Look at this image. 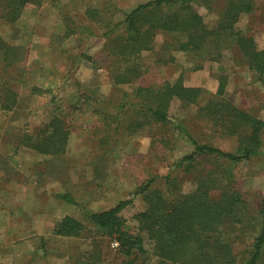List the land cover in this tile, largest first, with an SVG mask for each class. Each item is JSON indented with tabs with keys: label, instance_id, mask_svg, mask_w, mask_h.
Instances as JSON below:
<instances>
[{
	"label": "rangeland",
	"instance_id": "374dc122",
	"mask_svg": "<svg viewBox=\"0 0 264 264\" xmlns=\"http://www.w3.org/2000/svg\"><path fill=\"white\" fill-rule=\"evenodd\" d=\"M149 1L0 0V40L18 49L11 56L15 65L6 67L0 59V70L4 71L0 73V182L8 180L6 177L10 180L8 203L12 214L6 230L0 232V239L9 241L8 260L3 264H74L72 252L93 256L99 241L102 246L98 264H158L152 254L153 246L134 219L147 207L144 197L135 198L122 215L127 220L126 231L145 240L147 262L146 256L123 259L108 246L107 236L94 231L85 214L109 210L129 200L152 179L151 190L169 198L166 177L182 196L205 188L212 200L239 197L240 202L234 206L235 217L224 219L221 229L236 255L235 264H244L249 257L259 232V210L264 198V143L258 157L242 161L230 173L229 164L214 156L198 157L195 166L188 170L184 166L175 168L178 160L195 150L194 146L174 126L156 122L132 108L120 113L117 107L125 94L129 95L126 100L146 102L148 94L138 96L139 89L161 91L178 81L187 88H201L203 95L198 105L174 98L168 114L185 124L199 143L236 153L241 147L238 138L230 136L224 124L213 116H202L205 112L201 109L219 99L218 88L225 81V98L264 121V87L254 82L233 45L236 36L231 35V30L221 34L218 42L212 35L201 56L169 50L168 34L160 32L153 50H144L132 58L145 68L142 75L128 73L134 78L131 83L115 84L116 77L127 73L131 55L114 53V48L124 45V27H113L138 5ZM196 2L193 7L202 17L203 27L214 34L212 31L223 22L228 0ZM249 3L252 12L240 15L234 32L254 38L258 49L264 50V0ZM90 10L104 14L103 24L90 21ZM14 11L19 14L16 21L8 15ZM87 25L90 31L84 29ZM66 31L68 37H55ZM110 31L117 42L109 43L105 38ZM107 42L110 56L105 51ZM41 48L48 52L44 54ZM4 83L19 97L14 111L1 109L5 104L6 93L1 88ZM34 89L41 92L34 94ZM49 114L63 119L70 131L66 154L54 157L37 155L29 148L16 149L25 129L39 128ZM18 152L20 165L11 166L17 169L12 175L7 168L16 164ZM38 185V192H33ZM201 185L204 187L199 188ZM68 193L77 205L57 198ZM66 216L89 224L90 231L80 238L55 236V226ZM241 219L242 225L238 223ZM41 239L47 245L45 250Z\"/></svg>",
	"mask_w": 264,
	"mask_h": 264
},
{
	"label": "trees",
	"instance_id": "16d2710c",
	"mask_svg": "<svg viewBox=\"0 0 264 264\" xmlns=\"http://www.w3.org/2000/svg\"><path fill=\"white\" fill-rule=\"evenodd\" d=\"M196 1L151 0L138 5L126 15L124 21L114 25L113 29L124 27V36L121 37L124 45L119 49L114 48V53H119L121 56L131 55L127 73L116 77L115 84L131 83L134 78L129 77L128 73L135 77L142 75L145 68L141 66V63L132 61V58L144 50H153L155 37L160 32L168 34L169 40L166 47L168 46L169 50L191 52L201 56L204 53V44L212 35H215L214 41L218 42L222 35L231 30V35L236 36L233 45L239 50L247 64L254 82L264 87V50L258 49L254 38L242 36L240 31L234 32V26L240 15L252 12L253 7L249 3L250 0H228L223 22L218 25L217 30L212 31L214 34L203 27L202 17L193 7V4L197 3ZM24 2L22 4L25 5ZM11 10L15 9L11 8ZM89 12H93L89 18L92 23L103 24L104 14L94 10ZM14 13H8V15L13 21H16L19 14L16 11ZM106 26L108 27V25ZM90 28L89 25L84 27L87 31H90ZM70 35L72 36L71 32ZM104 36L109 43L117 42L111 31ZM177 38L178 40H176ZM182 38L187 40L183 41ZM108 42L105 51L110 56L112 52ZM16 49L0 40V52L6 67L15 63L12 62L11 56H14V53L16 55ZM125 60L127 63L128 59ZM6 83L1 85L6 93L3 97L5 104L1 109L14 111L19 97L8 88ZM225 86V81H221L217 92L219 99L213 100L207 107L202 108L201 112H205L202 115L204 117L213 116L218 123L222 122L223 128L228 131V134L238 138L241 147L236 153H227L199 143L185 124L168 114L170 102L174 98L191 105H198L203 95L201 88H187L182 85L181 81H178L174 85H167L161 91L139 89L136 91L138 96L142 93L148 94L145 99L147 103L126 100L129 95L125 94L117 109L122 113L128 108H132L144 112L156 122L172 125L183 135L184 139L194 146L195 150L178 160L175 163V168L184 166L188 170L195 166L198 157L214 156L229 164V169L226 171L230 173L237 164L252 160L261 154L264 143V121L242 111L228 101L225 98ZM36 91L41 92L40 89H34L33 93L35 94ZM27 128L23 137L18 140V148L26 147L46 156L59 157L66 154L70 131L59 116L49 114L47 122L41 124L39 128ZM166 180L168 185L166 194H171L169 198L161 192L151 190L154 184L152 179L139 187L129 200L122 201L109 210L87 211L85 217L95 232L107 236L108 246L116 250L123 259H137L146 256L145 262H147L149 259L145 240L141 236L126 231L127 220L122 215L124 210L132 205L135 198L144 197L147 207L134 219L140 223L139 231L146 233L153 246L152 254L158 259V264H235L236 255L232 246L223 238L225 235L221 226L224 219L235 217L234 206L240 202L239 197L235 200H230V197L221 201L212 200L210 192H206L205 188L198 189L190 196H182L180 190L174 191L170 184V177H166ZM226 181H232V178H227ZM203 187L201 185L199 188ZM57 198L70 205H77L69 193L58 195ZM258 218L259 232L254 238L249 257L244 264H262L264 259V198L261 200ZM238 223L242 225L244 221L241 219ZM89 227V224L66 216L55 226L53 234L60 238H80L90 231ZM41 243L45 250L47 246L45 240L41 239ZM113 243H118V247L113 248ZM101 246V241L95 244L96 254L93 256L72 252L71 260L74 264H98L101 261L98 257L101 256L99 255Z\"/></svg>",
	"mask_w": 264,
	"mask_h": 264
},
{
	"label": "crops",
	"instance_id": "0c3cea01",
	"mask_svg": "<svg viewBox=\"0 0 264 264\" xmlns=\"http://www.w3.org/2000/svg\"><path fill=\"white\" fill-rule=\"evenodd\" d=\"M62 36H64L65 38L66 37H68V34H67V31L65 32V34H63V32L62 33H60L58 36H55V37H62ZM71 37V36H70ZM67 41H65V43H66ZM33 44H35V43H33ZM34 47H35V45H33V47H32V51H34ZM37 48H39V47H37ZM41 51H43L44 52V54H46L48 51H44V49L43 48H41L40 49ZM46 52V53H45ZM0 59H2L3 60V57H2V55L0 56ZM4 62V61H3ZM1 63V62H0ZM17 63V62H16ZM15 63V64H16ZM14 64V65H15ZM1 68V67H0ZM0 73H4V71H2V70H0ZM18 145H19V143H17V145H16V149L18 148ZM10 146V144H6V147H9ZM5 147V148H6ZM11 147L12 148H14V145H11ZM1 149V148H0ZM18 149H20V151L22 150V151H25L26 149H28V148H26V147H20V148H18ZM30 150V149H29ZM35 154L37 153V155H42V154H40V153H38V152H36V151H34V150H32ZM20 153L21 152H18L17 153V160L16 159H14L15 161H16V164L15 163H13V164H10V165H8V168H7V170H8V173L10 172L12 175H14L15 174V172L17 171V169L16 168H14V169H12L11 168V166L12 167H16V166H19L20 164L18 163L17 164V162H18V160H20L21 159V155H20ZM45 156V155H44ZM13 162V161H12ZM19 172V171H18ZM0 173H1V171H0ZM18 175V174H17ZM5 176V175H4ZM8 180H6L5 182L4 181H2V182H0V232L2 231V230H6V228H7V223H8V221L10 220L9 218L12 216V214H10L9 213V203H8V197H9V189H10V180H9V178L8 177H6ZM14 180H19V179H14ZM15 182V181H14ZM14 182H11V183H14ZM18 182V181H17ZM21 184H25V183H23V180H21V181H19ZM15 185H17V183H15ZM39 187V185L38 186H35L34 187V190H33V192H38V188ZM8 247H9V241L7 240V239H5L4 241H3V239H0V264H3L4 262H7V260H8V256H9V249H8Z\"/></svg>",
	"mask_w": 264,
	"mask_h": 264
},
{
	"label": "built area",
	"instance_id": "2783aa9c",
	"mask_svg": "<svg viewBox=\"0 0 264 264\" xmlns=\"http://www.w3.org/2000/svg\"><path fill=\"white\" fill-rule=\"evenodd\" d=\"M112 246H113V248H117L118 247V243H113Z\"/></svg>",
	"mask_w": 264,
	"mask_h": 264
}]
</instances>
